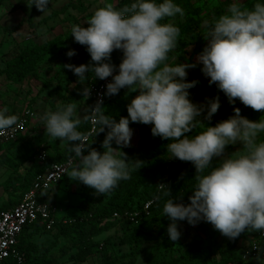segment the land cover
Wrapping results in <instances>:
<instances>
[{"label":"clouds","instance_id":"clouds-1","mask_svg":"<svg viewBox=\"0 0 264 264\" xmlns=\"http://www.w3.org/2000/svg\"><path fill=\"white\" fill-rule=\"evenodd\" d=\"M49 4L50 0H31L42 12ZM177 15L182 18L184 10L174 0H130L119 9L111 4L97 8L87 27L73 24V40L86 46L94 63L63 67L80 83L89 79L86 72L100 80L111 76L105 96L117 95L123 88L138 94L127 105V117L118 122L106 114L102 101L82 116L76 115L75 103H68L41 116L44 128L51 140L67 144L77 159L69 178L104 195L130 179L133 166L112 144L130 146V122L151 125L154 137L169 141L166 149L170 158L190 162L196 171L190 202L169 198L163 205V216L170 221V241L180 239L181 221L191 226L210 223L229 239L245 231L264 233V140L260 139L264 119L252 121L241 115L240 108H234L233 115L212 126L210 122L221 106L219 95L194 103L189 90L199 81L186 80L188 69L202 65L200 71L209 78V86L215 84L229 104L238 99L255 111H264V0H256L251 8L233 0L224 14L204 20L201 27L207 43L195 63L169 62L180 28L163 21ZM113 50L123 54L118 69L111 63ZM75 54V50L66 53L69 58ZM83 95L88 97L90 89L85 87ZM88 121L93 123L95 135L107 129L102 153L90 148L87 135L78 130ZM18 123V115L0 109V136ZM237 144L242 148L224 155L226 146ZM214 158H219L215 164ZM159 186L170 195L166 184Z\"/></svg>","mask_w":264,"mask_h":264},{"label":"trees","instance_id":"trees-1","mask_svg":"<svg viewBox=\"0 0 264 264\" xmlns=\"http://www.w3.org/2000/svg\"><path fill=\"white\" fill-rule=\"evenodd\" d=\"M12 1L0 0V9L6 3L12 4ZM28 1L30 0H27L25 4ZM77 1L80 4L83 3L82 0ZM174 2L183 8L184 20L171 22V19H175L173 17L166 18L163 21L171 22L180 28L177 47L169 53V62L173 64L186 63V55L192 44V39L202 34V22L206 19L218 18L224 14L231 1L225 0L212 8L195 6L190 0H174ZM128 3H130V0H120L114 8H122ZM25 4H20L18 8H23ZM242 6L251 8L253 5L242 4ZM71 8H79L84 13L87 11L84 5L81 4L77 8L74 3L69 2L62 7L60 13H64ZM205 10H207L206 13H204ZM28 23L30 27H37L31 17L28 18ZM16 29L18 28H4L5 31L11 33ZM69 50H75L76 53L71 58L66 55ZM122 56L121 50H114L111 53V63L116 65L117 69ZM59 59H65V64L70 63L75 66L94 63L91 61L86 46L75 42L71 35H58L43 44L27 46L17 56L7 60L5 68L0 71V77H3L10 84L20 85L28 79L38 77L44 64ZM115 74L117 73L114 72ZM85 75L89 77L85 80L88 87L91 80L97 87L103 81L98 78H91V73L86 72ZM55 76L64 79L68 85L75 83L66 98V103L81 104L84 100L83 88L86 85L83 86L82 83L78 82V77L66 68L57 71ZM208 79L204 87V95L209 98L219 95L220 98L221 106L210 122L212 126H215L219 121L233 115L234 108H240L241 110L243 104L238 99L235 104H229L223 92L219 91L215 84L209 86ZM105 91L106 87L104 93ZM137 94L138 91L130 92L127 88H123L117 95H104L102 107L105 108L106 114L111 115L118 122L121 117H127V105ZM94 105V100L90 98L87 102V109ZM5 108L8 107L4 106L3 109ZM13 114L18 115V117L20 115ZM129 127L132 130L136 129L139 136L136 147L130 145L129 147H123L121 150L125 153L126 160L133 164L131 178L121 181L114 190L106 193L108 196L105 200L102 198L97 199L98 194L95 189L77 182V192L81 199L79 204L81 215L67 221H58L56 217L53 230L50 231L46 230V224L40 219L27 224L19 237L18 243L19 250L25 254L23 264H85L97 256L101 258L103 264H137L143 253L146 254L145 264H257L253 261L254 258H244L245 254L252 253V242L254 240H258L256 258L264 260V237L259 236V231H245L234 239L227 238L225 246H217L216 250L211 252V254H216L218 258H213L210 261L208 256L203 259L199 258V254L204 253L201 242L193 244L186 252L176 255L179 250L177 246L179 240L175 242L169 240L167 226L170 221L163 216V205L169 198L176 199V202L184 204L190 202L189 196L192 195V189L196 184L195 168L190 162L170 158V154L166 149L169 141L154 137L151 134L152 126L130 122ZM78 130L87 135L91 130L90 121L82 122ZM199 130H194L191 134L194 135ZM106 132L107 129L97 135L94 132L87 141L89 147L102 153L104 151L102 142ZM28 137H30L29 134H21L15 142L8 144L7 147L0 146V165L10 171L7 178L0 184L3 192L8 194L7 200L0 206V212L14 208L20 202L22 196L30 190L37 177L53 164L63 163L73 157L67 144L61 150L54 152L49 151L45 146H39L38 148H26L27 158L21 162H16L8 153L12 151L15 144L22 143ZM260 139L264 140V138ZM112 147L115 148V143L112 144ZM42 149L47 152V158L43 163L38 160V154ZM218 159L214 158L213 164ZM132 161L140 162L135 164ZM77 162V159H75L72 167ZM22 168L23 171L21 172ZM160 184H166L170 188V195H165L159 189ZM45 198L46 195L44 194L40 200H45ZM155 198L156 201L150 206L148 214H144L137 224L126 218H113L115 213L123 215L134 208H141L144 203ZM51 204L56 211L55 203ZM183 224L188 223L186 221L178 222V226ZM116 227L121 228L123 233L120 243L129 248V252L124 255L114 253L112 237L105 238L102 243L96 240L99 236ZM53 231H55L53 241L48 246H40L31 241V238L36 234ZM59 239H64L66 243L59 246Z\"/></svg>","mask_w":264,"mask_h":264},{"label":"rangeland","instance_id":"rangeland-1","mask_svg":"<svg viewBox=\"0 0 264 264\" xmlns=\"http://www.w3.org/2000/svg\"><path fill=\"white\" fill-rule=\"evenodd\" d=\"M13 0L11 3H6L4 7L0 9V71L5 68V62L15 56H17L27 46L43 44L55 38L58 35H71V26L73 24H80L86 26L88 19L93 12L100 7H104L107 4L116 6L120 0H82L87 8V11L81 12L78 7L81 5L77 0H50L48 9L44 12L36 9L35 5H31V0ZM195 6H205L212 8L218 6L219 3L225 0H190ZM231 3L233 0H230ZM69 2H72L78 9H68L64 13H60L62 7ZM256 0H241V4L249 5ZM20 4H25L23 8H18ZM35 9V11H33ZM207 10L204 11L206 13ZM32 19L36 28L30 27L28 18ZM183 21L184 16L181 18L179 15L175 19H171V22ZM38 24V25H37ZM4 28H18L14 32L5 31ZM207 41L203 38L202 34L192 39V44L188 48L186 55V63H195L196 57L199 52L202 51ZM114 51V50H113ZM65 59H59L56 61L44 64L38 77L28 79L25 83L20 85H13L8 83L3 77H0V109L4 106L7 108V114L17 113L20 114L25 108L32 107L31 109L36 113L35 120L30 122L29 127L23 133L29 136L22 143L18 142L14 145L11 153H8L16 162H21L27 158L28 153L26 148H38L39 146H45L49 151H59L64 148L65 143L57 139L51 140L44 128V122L41 116L48 111H55L58 105H64L66 98L75 86V83L68 85L66 81L61 77L55 76L57 71H61L65 65ZM202 65L197 64L195 68L188 70L186 77L187 81L198 80L199 83L189 90L190 99L194 103L202 102L205 99L204 87L206 85L207 78L201 73L200 68ZM83 86L87 84L85 81ZM84 89V88H83ZM84 96V95H83ZM208 97V96H207ZM90 97H85L84 100L77 105L76 115L82 116L87 109V102ZM30 109V108H29ZM241 115L247 117L252 121H258L264 119V111H255L245 105L241 108ZM151 126V125H148ZM260 138H264V134ZM139 136L138 131L133 129V135L131 137L130 145L136 147ZM4 145L3 147H7ZM119 147L122 150L123 147L115 145V148ZM242 148V145L226 146L225 156L229 153H233ZM5 149V148H3ZM23 168L21 169V172ZM10 171L7 168L0 165V184L5 180ZM70 174V173H69ZM56 188V187H55ZM66 188V189H65ZM0 206L7 200V192H3L0 188ZM45 200L50 203H56L57 212L56 215L59 219L62 217L64 220H70L75 216L81 215L79 211V204L81 199L77 192V182L73 181L67 175L60 185L53 190L45 193ZM108 194H98L97 199H107ZM56 201V202H55ZM178 230L181 232V236L177 246L179 250L176 255L186 252L193 244L201 242L204 248V253L199 254V258L203 259L208 256V260L218 258L216 254H211L215 251L217 246H225L227 237L223 236L218 230H215L210 223L200 222L196 226L189 224H183L178 226ZM122 230L116 227L109 232L96 238L99 243H102L105 238L112 237L114 242V253L124 255L129 252V248L120 243L122 238ZM245 245V243H244ZM146 254L143 253L137 264H145ZM257 264H263L262 258L253 259ZM85 264H103L99 256L94 257Z\"/></svg>","mask_w":264,"mask_h":264},{"label":"built area","instance_id":"built-area-1","mask_svg":"<svg viewBox=\"0 0 264 264\" xmlns=\"http://www.w3.org/2000/svg\"><path fill=\"white\" fill-rule=\"evenodd\" d=\"M114 75V73H113ZM112 77L104 79L99 87L90 81V95L95 102L102 101L106 84L111 82ZM36 113L29 108H25L19 115L18 126H13L14 130L6 132L0 136V146L8 145L17 140L19 135L23 134L28 128L30 122L35 120ZM91 130L87 134V141L94 133L93 123L90 121ZM86 141V143H87ZM47 158V152L42 149L38 154V160L43 163ZM75 158L71 157L63 163L53 164L43 174L39 175L33 182L32 187L21 198L20 202L11 209L0 212V264H23L25 254L19 250V237L27 224L34 223L40 219L46 224V230H53L56 221V211L52 204L46 200H40L43 195L49 191L52 186L62 181L74 165ZM161 189V188H159ZM156 201V198L144 203L141 208H134L125 212L123 215L115 213L113 218H126L130 222L137 224L144 214H148L150 206ZM264 237V233H259ZM258 240L252 242L253 251L251 254H245L244 258H256Z\"/></svg>","mask_w":264,"mask_h":264},{"label":"crops","instance_id":"crops-1","mask_svg":"<svg viewBox=\"0 0 264 264\" xmlns=\"http://www.w3.org/2000/svg\"><path fill=\"white\" fill-rule=\"evenodd\" d=\"M9 153H11V151L9 152ZM4 181V180H3ZM3 181H1V182H3ZM60 185V183L59 184H56V185H54V186H52V189L51 190H53V188L54 189H56L58 186ZM56 187V188H55ZM66 189V188H65ZM0 196H2V194H0ZM56 202V201H55ZM55 207H56V203H55ZM56 209H57V207H56ZM56 217H57V215H56ZM57 220L58 221H67V220H64V218L62 217L61 219H59L58 217H57ZM54 232L55 231H53V232H44V233H39V234H36V235H34L32 238H31V241L33 242V243H35V244H37V245H43V246H48V245H50L51 243H52V241H53V234H54ZM59 246H61V245H63V244H65L66 243V241L64 240V239H59Z\"/></svg>","mask_w":264,"mask_h":264}]
</instances>
